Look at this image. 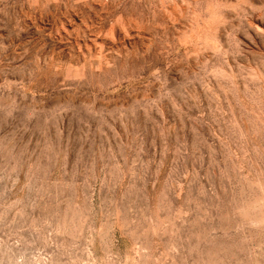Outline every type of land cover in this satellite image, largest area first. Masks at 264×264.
<instances>
[{
  "label": "rangeland",
  "instance_id": "obj_1",
  "mask_svg": "<svg viewBox=\"0 0 264 264\" xmlns=\"http://www.w3.org/2000/svg\"><path fill=\"white\" fill-rule=\"evenodd\" d=\"M0 264H264V0H0Z\"/></svg>",
  "mask_w": 264,
  "mask_h": 264
}]
</instances>
